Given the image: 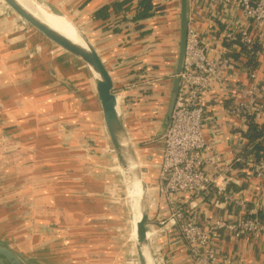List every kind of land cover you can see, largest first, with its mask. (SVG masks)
Here are the masks:
<instances>
[{"label": "crops", "instance_id": "0c3cea01", "mask_svg": "<svg viewBox=\"0 0 264 264\" xmlns=\"http://www.w3.org/2000/svg\"><path fill=\"white\" fill-rule=\"evenodd\" d=\"M39 1L51 6L52 8L54 7L53 9H56L60 14L64 13L67 15L82 35L89 40L99 53L112 75L114 77L117 75L119 78H127L129 80L131 79V76L126 75V72L136 68V59L145 60L140 56L152 51V49L156 46V39L158 38H156V36H158L157 34L160 30L159 22L161 21L160 19L166 16V14L161 15L158 13L155 15L154 13L147 19L139 20L136 23H129L128 20L130 15L128 14L127 9L118 12H114L112 9V4L118 0ZM165 1H169L170 3L174 0H154L153 4H156V7H158V10L160 11L163 8V13H167L169 11L173 12L175 8L171 5L164 7L163 4H165ZM104 6L109 7L108 17L105 19L96 17V12ZM6 13L10 14L0 1V20L4 23L2 33L3 39L6 37L7 33L15 34L17 37L24 38L27 44L34 47L38 57L43 62L44 68H46L49 61H55L54 63L56 64L57 78L47 75L44 79H42V81L36 83L35 85H30L28 94L32 96V93H36V95L43 97L55 95L56 99L61 100H68L69 98L68 101L72 103L73 107L77 106L78 108H81L87 117L94 122L97 128H93L94 130H92V135H94L93 138L97 141L96 145H98V142L100 146L103 144L101 149L99 148L94 154H88L77 146H71L70 148L72 150L74 149L81 160L94 165L98 179H105L103 166L107 165V163L109 164L111 161V158L105 154V151L109 149V142L103 128L101 127L100 108L97 104L95 93L90 81H88L79 70L62 61L48 48L42 45L27 29L23 27V25L19 23L16 18L15 19L18 23H14V17L11 14L10 16L12 20L5 18L4 16ZM62 16L66 19L64 15ZM122 17L125 18L124 21H126V23L124 24V29L119 30L116 23L119 22ZM66 21L70 23L69 20L66 19ZM171 43V40H169L167 44V47L170 48L171 46L170 50H172ZM246 56L247 55H236V59H238L240 65L228 71L225 82L230 84L236 81H243L245 74L243 72V68L241 67L248 65V57ZM255 68L258 73V82L262 87L260 100L264 101V62L258 61ZM144 74H146V72H142V76L140 73V76L143 77ZM124 75L128 77H124ZM0 80H2L0 82L1 85L3 83V76L1 74ZM86 80L89 82L88 85ZM163 81L164 80L162 79V81L157 84H163ZM63 82H70L83 92L85 90L86 97L90 102L92 111H89L77 96L70 93L64 86ZM217 93L219 92H211V124L205 131L206 139L208 140V143L226 159H230L234 155L242 156L241 150L246 143L245 133L247 131L248 122L242 123L240 120L228 116L225 111L228 101L225 99L220 102V96L217 97ZM67 105L68 102L65 101L64 107L66 108ZM42 110L47 113H45L46 115L42 114L40 117L47 118L50 112H48L46 108ZM66 110L67 109H65V111ZM155 110L157 109L154 108L149 113L150 119L153 118L152 114ZM135 113H137V111L133 114ZM64 116H66V113H64ZM11 117L17 123L20 122L17 121L14 116ZM7 118L9 120V116ZM147 120L148 119H141L140 116H135L134 121L135 123L139 122L147 128L148 126H145L149 125L146 122ZM2 123L3 119L0 116V127H2ZM19 124L26 133L31 134L34 132L35 135H40L39 137L43 136L45 140L41 139L42 142L37 141V143L35 142L36 145H33L31 141H25V139H23L20 134V129L15 124L12 123L13 129L4 127L6 132L5 139H7L9 144L17 145L14 140L18 138V140H20V143L18 144L21 145V149L24 152V155L17 153L18 155L16 157L19 158L18 164L23 163L24 165V167L19 169L22 170V173L16 174L15 170L10 169V167L13 166L11 164H8L6 172H8L10 175L9 179L13 180V182L19 181L20 183H23V190L25 193L18 194V192L15 191L13 195H10V193L8 194L9 190L5 191L0 186V228H4L8 224L13 228L18 229L17 224L22 222V215L27 217L32 214H44L46 219L42 218L39 220L37 217L33 218L34 226H42L45 229L46 226L47 228H51L50 225L53 224L54 226L56 225L54 229H66L70 232L73 230V233H69V236L65 234L64 237L71 238L72 242L75 240V246L78 247L79 242L84 241L83 238H85V236H80V234L77 235V231H83V229H99V227L106 229L107 225L111 224V222H107L106 226H104V223H106L105 219L111 218L112 213V206L108 204V190L103 191L101 188L98 190L97 183L91 184L92 188H90V179L85 178L84 180V177L80 174L76 177H83V179H76L75 176H70L69 174L67 175L65 172L63 174L57 173L60 171L59 168H61V166H57L59 163H56L55 166H49V163L52 164V160L55 159L53 152L58 151L60 147V145L54 140V131L52 132V128L46 125H39L35 127V129L30 126V124V127L26 126L23 122H20ZM127 131L129 134L130 131ZM150 142L151 141L141 143L134 142L135 144H133L137 152V156L146 155L142 157V159L147 165V172L145 171L144 174L147 185L155 182L154 177L156 173L155 168L150 167L148 164L158 159V154L148 151L149 149H154V144H150ZM141 146L146 147L140 149ZM147 147H149V149ZM34 150L39 152V158H35L33 156ZM101 153L103 155H101ZM51 155H53V157H51V159H47L48 156ZM102 156H105L107 160L102 161ZM9 157L10 156L8 155L7 163L12 160V157ZM29 165L44 166V172L34 177ZM1 166L2 164L0 163V173L5 172L3 168L1 170ZM68 171L70 172V168ZM232 174L235 182L232 183L231 188L236 193H239L241 197L245 198L247 201L248 211L251 212L253 207H256L258 201H261V196L264 195V189H262L263 186L260 185L258 180H255L248 175V172L241 162L236 163V169H234ZM87 180H89V185ZM33 182L36 183L35 186H39V190L31 191L32 187L30 188V183ZM9 183H11V181H9ZM27 184L28 186H26ZM69 185L72 187L69 188ZM38 191L40 192L38 193ZM84 193L89 195L88 197L95 202L94 205H83L85 199ZM196 202L197 205L194 208V213L196 214V217H199L202 220L216 217L235 220L237 214L239 213V210L233 203L222 202V205H215L212 198H207L204 202ZM167 217L168 212L164 201L161 200L159 196L152 198L151 203L149 204L147 224L151 229L149 233V248L156 264H193L190 260L185 241L178 235L175 225L167 222ZM161 219L166 221L164 225H158V222ZM156 228L157 230H155ZM90 243L91 242L86 244V246L90 247ZM216 245L224 264H264V234H254L250 236L242 235L239 238L230 234H223L217 237ZM48 246L49 245L47 243V245H45V250H48ZM90 255H80L79 258L76 257L78 260L75 258L77 263L74 264L81 263L83 259L89 262L92 259H86V257Z\"/></svg>", "mask_w": 264, "mask_h": 264}, {"label": "built area", "instance_id": "2783aa9c", "mask_svg": "<svg viewBox=\"0 0 264 264\" xmlns=\"http://www.w3.org/2000/svg\"><path fill=\"white\" fill-rule=\"evenodd\" d=\"M187 2L188 22L178 91L170 124L161 136L158 159L148 164L156 173L155 182L148 184L147 190L149 204L157 196L164 201L167 222L175 223L193 264H224L216 247L218 236L230 234L239 238L264 234V195L249 212L245 198L231 188L235 182L232 173L236 163L241 162L248 175L264 189V154L234 155L226 159L208 143L205 131L211 124L213 91L219 92L220 102L228 101L225 109L228 116L242 123H264L257 69L244 65L243 81L225 82L228 71L240 65L236 55L264 62V0ZM155 5L152 12L157 15L159 10ZM112 78L120 117L126 127L135 112L134 100L127 92L134 86V80L117 75ZM150 141L154 143L156 139ZM138 160L145 174L146 162L139 156ZM207 198H212L215 205L233 203L239 210L236 219L196 217V201L204 202ZM165 223L161 219L158 225Z\"/></svg>", "mask_w": 264, "mask_h": 264}, {"label": "rangeland", "instance_id": "374dc122", "mask_svg": "<svg viewBox=\"0 0 264 264\" xmlns=\"http://www.w3.org/2000/svg\"><path fill=\"white\" fill-rule=\"evenodd\" d=\"M170 3L169 1H165L163 5L164 7L171 5L176 9V1L174 0ZM165 14L166 16L160 19L162 26L157 34L158 36H156V38H158H155L156 46L152 51L140 56L145 60L140 59V61L137 59L136 70L131 71V75L135 74L137 71L141 73V76L142 72H146V74H144L143 77L140 76L136 83L134 80V86H130L127 92L137 91L141 99L149 97L148 100L143 99L145 107L150 105L157 109L152 115L153 118H149L146 121L147 124H149L145 125L148 126L147 128L139 122L135 123L134 121L135 116L139 114L138 109L135 110L137 113L132 114L133 120H130V118L127 122L125 120L127 130L130 131V139L133 140V143L150 141V139L154 137V132L160 119V110L166 99V91L169 82L168 73L171 69L173 53V47L172 50H170L167 44L169 40H171V44L174 43L177 18L175 10ZM4 17L12 20L8 13H6ZM13 20L14 23H18L15 17ZM3 28L4 23L0 20V74L3 76V83L0 85V116L3 119L2 127H0V163L2 164L1 170L3 168L5 171L0 173L1 188L5 191L9 190L8 194L10 193V195H13L15 191H17L18 194L25 193L23 190V183L19 181L13 182V180L9 179L10 175L8 172H6L8 164L13 165L10 169L15 170L16 174L22 173V170L19 169L24 167L23 163L18 164L19 158H16L18 155L17 153L24 155L21 145L18 144L20 140L16 138L14 142H16L17 145H11L7 139H5V128L13 129L12 122L9 121L7 117L14 116L17 121L23 122L28 127L32 126L35 128L39 125H46L52 128V132L54 131V135L52 134L54 140L60 147L58 151L53 152L55 159L52 160V164L49 163V166H55L56 163H59L57 166H61V168H59L60 171L57 173L63 174L65 172V174H69L70 176H78L80 174L84 177V180L85 178L90 179V185L89 180H87L90 188H92L91 184L97 183L98 190L100 188L103 191L108 190V198L110 200L108 199L109 203L108 201L107 203L112 206V213L111 218L105 219L106 223H104V226H106L107 222H111V224L107 225L106 229L99 227V229H83V231H77V235L80 234V236H85V238H83L84 241H80L78 247L75 246V240L72 242L71 238L64 237L65 234L69 236V233H73V230L70 232L66 229H54L56 225L54 226L53 224L50 225L51 228H47L46 226L45 229L42 226H34L33 218L37 217L39 220L42 218L46 219L44 214H32L27 217L22 215V222L17 224L18 229L8 224L4 228H0V241L25 256L28 264H74L77 263L75 260L76 257L79 258L80 255L90 254L91 255L86 257V259L89 258L92 260L88 262L83 259L79 264H139L134 246V239L131 235V215L128 201L125 196L124 183L118 169H116L117 166L114 168L113 165L115 164H113L112 161L109 164L107 163V165L103 166L105 179H98L94 165L81 160L74 149L72 150L70 148L71 146H77L88 154H94L99 148L101 149L103 144L100 146L98 142V145H96L97 141L93 138L94 135H92V130L96 129L97 126L87 117L81 108L77 106L73 107L72 103L68 101L69 98L68 100H61L56 99L55 95L43 97L36 95V93H32V96L28 94L30 85H35L42 81L47 75L57 78L55 61H49L46 68H44L42 60L38 57L32 45L27 44L24 38L17 37L15 34L7 33L6 37L3 39ZM34 38L37 39L35 36ZM162 79L164 80L163 84H157L162 81ZM1 81L2 80H0V82ZM88 84L89 82L87 81V85ZM84 93L86 94L85 90ZM65 101L68 102L66 108L64 107ZM145 107L143 111H145ZM44 108L50 112L47 118L40 117L42 114L47 113L42 110ZM65 109L67 110L65 111ZM64 113H66V116H64ZM31 134L35 136L37 141L42 142L41 139L45 140L43 136L39 137L40 135H35L34 132ZM150 144H152V142H150ZM144 147L146 146H141L140 149ZM38 153L39 152L34 150L33 156L39 158L40 154ZM8 155L10 156L9 158L12 157V160L7 163ZM101 155L103 154L101 153ZM139 156L141 158L144 157L142 155ZM101 159L102 161L107 160L105 156H102ZM29 166L34 177L44 172V166ZM69 168L74 172L72 175L68 171ZM142 170L143 173L144 169ZM9 181H11V183H9ZM35 185L36 183L34 182L30 183V188L32 187L31 191L39 190V186ZM26 186H28V184ZM68 187L70 188L72 186L69 185ZM40 191H38V193ZM84 194L85 199L83 205H94L95 202L88 197L89 195L86 193ZM5 217L3 218L6 219ZM89 242H91V245L87 247L86 244ZM47 243L49 245L48 250H45L47 247H45V245H47Z\"/></svg>", "mask_w": 264, "mask_h": 264}, {"label": "water", "instance_id": "95a60500", "mask_svg": "<svg viewBox=\"0 0 264 264\" xmlns=\"http://www.w3.org/2000/svg\"><path fill=\"white\" fill-rule=\"evenodd\" d=\"M0 1L10 14L13 15L25 29L35 36L42 45L48 48L62 61L79 70L81 74L90 81L95 93L97 104L100 108L101 127L105 132L117 169L123 179L125 196L128 201L129 212L131 215V227L133 228L134 226L133 239L139 264H156L149 248L150 230L147 225L149 197L147 184L133 142L120 117L118 109L119 100L113 92L114 82L110 70L93 45L82 35L67 15L61 13L75 27L84 40L85 45L72 42L70 39L50 27V25L40 20L24 7L19 0ZM36 1L38 2L39 0ZM175 1L177 27L176 33L174 34V43L172 44V64L168 73L169 82L166 91V99L160 110L159 123L154 132V138L156 139L153 143L154 149H149V147H147L149 152L155 154H158L159 152L162 143L161 136L164 135L171 121V113L179 86L178 74L183 67L186 28L188 22V2L187 0ZM163 12V8L161 11L159 10V14L164 15L165 13ZM159 25L160 27L162 26L161 21L159 22ZM63 84L70 93L74 94L82 101L89 111H92L90 102L83 91L70 82H63ZM9 121L20 129V134L25 141H31L33 145H36L35 142L37 143V140L32 134L26 133L21 125L14 121L11 116H9ZM51 157L53 156H48L47 159H51ZM70 173L72 175V173H74L73 170L70 169ZM76 179H83V177H76ZM173 224L175 225L174 222ZM0 264H28V261L25 256L20 254L17 250L0 241Z\"/></svg>", "mask_w": 264, "mask_h": 264}, {"label": "trees", "instance_id": "16d2710c", "mask_svg": "<svg viewBox=\"0 0 264 264\" xmlns=\"http://www.w3.org/2000/svg\"><path fill=\"white\" fill-rule=\"evenodd\" d=\"M154 0H118L117 2L112 4V9L114 12L122 11L124 9L128 10V14L130 15L129 23H136L139 20H144L149 18L153 15L152 12V6ZM108 6H104L100 8L95 16L101 19H105L108 17ZM124 16V15H123ZM125 17V16H124ZM125 18L122 17L119 22H117V28L124 29V24L126 21H124ZM123 26V27H122ZM171 37V34H170ZM247 64L251 69H254L256 67V61L248 57ZM138 60L136 59V63ZM136 70V68L132 69ZM129 70L126 72V75L131 76V79H135L136 81L140 77V72H136L135 74L131 75V71ZM124 75V77H128ZM144 90V89H143ZM129 97L132 99L134 103L135 110L138 109L139 115L144 120L149 119V113L151 110H153L155 107H151L150 105L145 107V103L143 102V99L148 100V98H142L139 95V92L133 91L129 93ZM145 111H143L144 107ZM134 110V111H135ZM145 112V113H144ZM153 112V111H152ZM153 115V114H152ZM246 143L244 147L241 150L242 156H246L247 154L254 153L255 155H259V153L264 154V123H256L249 121L247 131L245 133Z\"/></svg>", "mask_w": 264, "mask_h": 264}, {"label": "bare ground", "instance_id": "6f19581e", "mask_svg": "<svg viewBox=\"0 0 264 264\" xmlns=\"http://www.w3.org/2000/svg\"><path fill=\"white\" fill-rule=\"evenodd\" d=\"M19 2L30 12H32L36 17H38L46 24L50 25V27L70 39L72 42L80 45H85L84 40L79 35L75 27L71 23L66 21V19H64V17L56 9H53L54 7L52 8L51 6H48L45 3L37 2L36 0H19ZM105 154L106 156L111 158L112 163L115 164L113 165L115 168V166L117 165L110 148L105 151ZM131 235L134 238V226L132 228Z\"/></svg>", "mask_w": 264, "mask_h": 264}, {"label": "flooded vegetation", "instance_id": "af4514ba", "mask_svg": "<svg viewBox=\"0 0 264 264\" xmlns=\"http://www.w3.org/2000/svg\"><path fill=\"white\" fill-rule=\"evenodd\" d=\"M170 49H171V46H170Z\"/></svg>", "mask_w": 264, "mask_h": 264}]
</instances>
